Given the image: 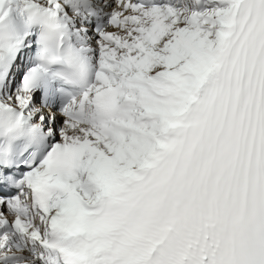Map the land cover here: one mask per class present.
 Segmentation results:
<instances>
[{"label": "snow or ice", "instance_id": "1", "mask_svg": "<svg viewBox=\"0 0 264 264\" xmlns=\"http://www.w3.org/2000/svg\"><path fill=\"white\" fill-rule=\"evenodd\" d=\"M0 264H264V0H0Z\"/></svg>", "mask_w": 264, "mask_h": 264}]
</instances>
